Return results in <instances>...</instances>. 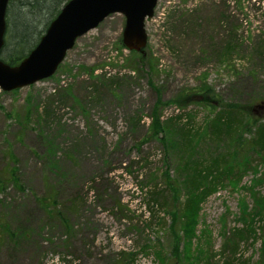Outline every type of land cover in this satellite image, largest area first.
I'll return each mask as SVG.
<instances>
[{
    "label": "rangeland",
    "instance_id": "374dc122",
    "mask_svg": "<svg viewBox=\"0 0 264 264\" xmlns=\"http://www.w3.org/2000/svg\"><path fill=\"white\" fill-rule=\"evenodd\" d=\"M124 20L112 13L77 38L52 76L0 88V175L13 165L22 184L0 190V264H264V210L249 191L264 195V161L202 202L188 242L171 215L184 197L179 154L153 124L211 118L218 107L187 100L203 87L264 118V0H158L142 53L123 47ZM249 221L257 237L229 259L223 246Z\"/></svg>",
    "mask_w": 264,
    "mask_h": 264
},
{
    "label": "trees",
    "instance_id": "16d2710c",
    "mask_svg": "<svg viewBox=\"0 0 264 264\" xmlns=\"http://www.w3.org/2000/svg\"><path fill=\"white\" fill-rule=\"evenodd\" d=\"M65 1L9 0L6 13V39L0 51L1 59L14 64L25 56ZM11 24L13 25L12 33ZM229 36L232 37V33ZM33 40L35 43L30 46ZM231 40L232 38L226 42V55H230L234 48ZM27 43H29V48L20 51L22 46ZM130 52L134 53V51ZM256 53L261 59H264L262 46L256 49ZM141 59L143 58H139V61ZM203 90L206 91L205 97L196 99L187 97V100H196V103L204 104L213 110L217 107L219 109L211 118H202L197 127L188 128L177 124L173 121V117L166 119L163 122L164 125H160L157 121L153 122L156 124L154 132L161 131L163 133L162 141L166 148L179 154L176 169L182 178L177 177L176 184L179 186L178 191L180 188L184 197L181 206L177 207L178 214L176 211H172L171 215L173 223H176V220L181 221V232L183 236H187L188 242L196 236L195 230L202 202L218 191L221 186L237 185L248 168L254 169L253 162L264 161V118L250 120L239 105L222 103L212 87H203ZM188 116L189 121H192V115ZM251 128L253 129L251 130ZM247 132L248 136L245 135ZM201 141L205 142V147H201ZM5 180L18 189L22 186L17 175V168L13 165L3 169L0 175V190L5 186ZM258 180L261 183L260 177ZM246 188L248 189V187ZM249 191L253 201L259 206L256 215L261 216L264 210V195L253 186L249 187ZM162 202H164L163 199ZM162 202L161 206H163ZM1 219L0 236H6L10 229ZM261 232L263 235L259 239L260 244L264 247V228H261ZM177 233L180 232L177 231ZM232 234L233 240L223 246V248L228 247L232 254L229 259L235 258L241 242L249 240L251 237L256 238L258 232L253 222L249 221L245 226L236 228ZM180 239L181 233L180 237L176 234V245L173 248L176 254L179 253L178 241ZM161 259H166V256H162ZM260 259H264V252Z\"/></svg>",
    "mask_w": 264,
    "mask_h": 264
},
{
    "label": "water",
    "instance_id": "95a60500",
    "mask_svg": "<svg viewBox=\"0 0 264 264\" xmlns=\"http://www.w3.org/2000/svg\"><path fill=\"white\" fill-rule=\"evenodd\" d=\"M7 3L8 0H0V50L4 43ZM156 3L157 0H68L18 64L10 65L0 59V87L11 90L49 77L75 39L111 13L124 15L123 45L142 52L147 42L145 21L153 16Z\"/></svg>",
    "mask_w": 264,
    "mask_h": 264
}]
</instances>
